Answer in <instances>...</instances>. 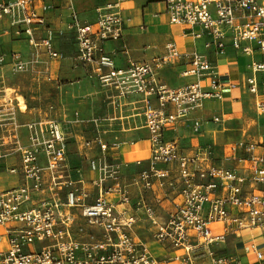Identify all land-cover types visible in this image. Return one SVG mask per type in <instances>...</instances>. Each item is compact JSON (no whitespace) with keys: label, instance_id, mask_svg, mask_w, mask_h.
I'll list each match as a JSON object with an SVG mask.
<instances>
[{"label":"built area","instance_id":"2783aa9c","mask_svg":"<svg viewBox=\"0 0 264 264\" xmlns=\"http://www.w3.org/2000/svg\"><path fill=\"white\" fill-rule=\"evenodd\" d=\"M48 1L0 0V35L22 36L30 48L27 58L0 51V68L18 74L33 70L42 56L61 59L54 38L74 33L76 59L89 76L119 97L142 96L149 155L135 161L146 166L127 174L126 164L108 160L109 146L97 135L92 142L100 154L87 159L93 174L87 178L70 166L68 139L51 106L22 125L13 109L3 116L0 108V173L20 178L15 186H0V264H264V135L189 151L165 139L204 102L221 101L237 88L221 82L210 57L228 50L246 58V90L264 114V0H157L168 23L200 40L207 53H183L171 41L163 55L124 69L115 68L104 47L124 35L122 0L96 6L93 23L71 11L65 30L56 32L46 25ZM180 60L188 64L182 75L193 81L162 82L158 71ZM205 122L192 119L191 132L200 134ZM228 240L235 241L232 251L214 250Z\"/></svg>","mask_w":264,"mask_h":264},{"label":"crops","instance_id":"0c3cea01","mask_svg":"<svg viewBox=\"0 0 264 264\" xmlns=\"http://www.w3.org/2000/svg\"><path fill=\"white\" fill-rule=\"evenodd\" d=\"M106 1L110 0H49L50 9L45 14L46 25L54 32L65 30L71 11L77 13L81 22L93 23L96 19L95 7L103 5ZM121 7V14L125 18L124 35L119 41L104 43L105 49L111 53L115 68L124 69L130 61H144L154 56H161L165 53L166 43L171 41L176 43L180 52L207 53L200 40L183 35L182 28L168 23L162 1L122 0ZM36 35L41 37L43 34L38 31ZM53 42L54 48L63 57L49 60L42 56L41 62L27 73V77L29 88L42 82L48 86L46 90L49 95L55 92L59 105L49 104L44 108L28 106L23 95H18L19 85L15 82L8 83V76L15 77L22 73L12 74L8 66H4L0 68V108L3 116L7 110L13 109L16 123L22 125L29 120L44 116L49 106H55L49 113L51 117L61 122L66 133L67 159L71 167H80L87 178L93 176L88 169L87 159L100 154L92 142L99 135L109 146L107 150L109 161L114 158L111 162L126 164L127 174L137 172L141 166H137L135 161L144 159L148 154V134L142 116V96L134 93L119 97L114 88L100 83L94 74L89 76L88 66L76 59L77 45L74 33L65 31L63 35L56 36ZM123 44L126 46V52L122 50ZM10 50L20 51L24 58L30 53V48L23 37L11 32L0 35V51ZM210 57L216 61L220 70L221 82H235L237 88L226 91L221 101L204 102L190 114L188 121L179 123L174 132L165 133L166 140H177L184 151H189L197 144L225 145L244 137L257 139L258 136L264 135V133L255 134L257 131L255 129L261 124L255 118L240 121L239 133L235 135L228 133V123L232 116L245 108L258 113L253 104L254 96L246 90V58L230 50L222 55H210ZM187 67L185 60L173 62L161 68L158 77L172 87L189 83L193 78L182 75ZM7 90L11 91V95L5 98ZM18 97L24 101V110H20ZM213 116H220L222 121L218 124L211 123L209 120ZM194 118L207 121L198 135L190 130V122ZM88 122H91L92 128L90 135L85 131V124ZM18 130L23 139L26 134L25 129L21 127ZM85 140L91 142L90 147H83L82 142ZM114 143H117L118 147H111ZM6 160L7 163L13 162V158ZM19 182L20 178L15 175L0 173L2 188L15 186ZM232 242L234 244L235 241Z\"/></svg>","mask_w":264,"mask_h":264},{"label":"rangeland","instance_id":"374dc122","mask_svg":"<svg viewBox=\"0 0 264 264\" xmlns=\"http://www.w3.org/2000/svg\"><path fill=\"white\" fill-rule=\"evenodd\" d=\"M30 70L26 71V72H22V74H19L15 77H10L8 76V83H12L15 82L17 85H19V94L18 95H23V99L25 101V103L28 106L31 107H39V108H44L46 106H48L49 104H53V105H59V101H58V96L57 94H54L55 92H51V95L48 94L47 90H46V86L44 83H39V85H35L29 88V78L27 77V73H29ZM7 83V82H6ZM47 94V95H44ZM11 95V91L7 90L6 91V97H9ZM50 107V106H49ZM52 107V106H51ZM55 107V106H53ZM52 107V109H53ZM7 112H9V110H7ZM243 115H245L243 117ZM24 118V117H23ZM250 118H255L257 120H259L260 127L258 129H255L256 133H264V114L261 113H255L251 110H248L247 108H245L242 112H238V114L232 116L229 124V130L228 133L235 135L237 133L240 132L241 127H240V121L246 120L248 121V119ZM91 122L86 123L85 128H86V133L88 135L91 134V126H90ZM263 124V125H262ZM111 158V157H110ZM113 161L114 158H111ZM116 160V159H115ZM138 166V165H137ZM144 166H146V164L141 165L140 169L143 168ZM234 244L231 240H228L226 242V244L221 245V246H214V250H216L217 253H223L226 254L230 251L233 250Z\"/></svg>","mask_w":264,"mask_h":264},{"label":"bare ground","instance_id":"6f19581e","mask_svg":"<svg viewBox=\"0 0 264 264\" xmlns=\"http://www.w3.org/2000/svg\"><path fill=\"white\" fill-rule=\"evenodd\" d=\"M18 100H19L20 110H24L25 109V104H24L23 99L21 97H18ZM148 155H149V152H148L147 156L144 159H146L148 157Z\"/></svg>","mask_w":264,"mask_h":264}]
</instances>
